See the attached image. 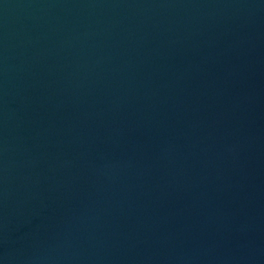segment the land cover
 <instances>
[{
  "label": "water",
  "instance_id": "95a60500",
  "mask_svg": "<svg viewBox=\"0 0 264 264\" xmlns=\"http://www.w3.org/2000/svg\"><path fill=\"white\" fill-rule=\"evenodd\" d=\"M0 264H264V0H0Z\"/></svg>",
  "mask_w": 264,
  "mask_h": 264
}]
</instances>
